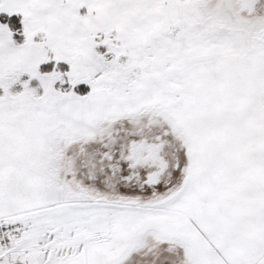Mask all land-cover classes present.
<instances>
[{
	"label": "snow or ice",
	"instance_id": "1",
	"mask_svg": "<svg viewBox=\"0 0 264 264\" xmlns=\"http://www.w3.org/2000/svg\"><path fill=\"white\" fill-rule=\"evenodd\" d=\"M0 264H264V0H0Z\"/></svg>",
	"mask_w": 264,
	"mask_h": 264
}]
</instances>
